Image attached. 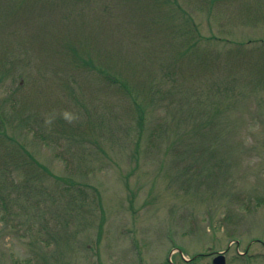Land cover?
Listing matches in <instances>:
<instances>
[{
  "label": "rangeland",
  "instance_id": "374dc122",
  "mask_svg": "<svg viewBox=\"0 0 264 264\" xmlns=\"http://www.w3.org/2000/svg\"><path fill=\"white\" fill-rule=\"evenodd\" d=\"M0 167V264H264V0H0Z\"/></svg>",
  "mask_w": 264,
  "mask_h": 264
},
{
  "label": "trees",
  "instance_id": "16d2710c",
  "mask_svg": "<svg viewBox=\"0 0 264 264\" xmlns=\"http://www.w3.org/2000/svg\"><path fill=\"white\" fill-rule=\"evenodd\" d=\"M183 33L184 34H192L193 35V32L190 30V31H187V30H183ZM193 37V36H192ZM195 37V36H194ZM196 38V37H195ZM195 41L196 40H194V41H191L190 43H189V45L190 44H193V43H195ZM107 64V63H106ZM106 64H103V67H105L106 68ZM116 67H118V66H115L114 68H116ZM95 69V68H94ZM96 70V69H95ZM97 71V70H96ZM99 72V71H98ZM104 75H111V74H114V77L113 78H111V79H109V82H111L112 84H116V85H118L119 87H121L122 88V91H123V94L126 96V97H128L129 99H130V97H131V99L133 100V101H135L136 102V100H135V98H134V94H135V91H132L131 89H130V87H129V85H128V82L129 81H127L126 80V76H125V78H120V74H121V68H119L118 70H116L114 73H110V72H108V71H104V72H102ZM131 79V78H130ZM227 80V79H226ZM226 80H225V82L223 83V84H221V85H218V88H217V85L216 86H212V88H214L215 90L217 89V91H219L221 88H223V89H228V86H227V84H226ZM203 82V81H202ZM202 82H200V83H202ZM206 82V81H205ZM196 84H198V83H196ZM196 84H193L192 85V88H191V93H193L194 94V92L197 90V87H195V85ZM139 86H143L141 83H140V81H136V87H139ZM184 92H186V90H183ZM183 91H181V92H183ZM139 93V92H138ZM185 94V93H184ZM137 105V107L138 108H141V106L140 105H138V104H136ZM142 119V116L140 117V120ZM28 156V155H27ZM29 158H28V160L30 161H34L33 160V158H31L30 156H28ZM15 158V157H14ZM17 159H19V158H17ZM29 161H27L25 158L23 159V160H21L19 163H17L16 164V166H24V165H28V163H29ZM1 168V167H0Z\"/></svg>",
  "mask_w": 264,
  "mask_h": 264
},
{
  "label": "flooded vegetation",
  "instance_id": "af4514ba",
  "mask_svg": "<svg viewBox=\"0 0 264 264\" xmlns=\"http://www.w3.org/2000/svg\"><path fill=\"white\" fill-rule=\"evenodd\" d=\"M237 243V242H235ZM236 249H237V246H236ZM228 251L226 250H223V251H214V252H207V253H202L201 255V258L199 260L202 259V257H207L208 258V261H207V264H214L213 262V259L219 254V253H223L224 254V263L223 264H228L226 262V259H227V254ZM238 256H243L246 254V251H243V252H237ZM199 257H197L198 259ZM186 264H202L200 261H196V259H194V257L192 258H189L186 260Z\"/></svg>",
  "mask_w": 264,
  "mask_h": 264
},
{
  "label": "water",
  "instance_id": "95a60500",
  "mask_svg": "<svg viewBox=\"0 0 264 264\" xmlns=\"http://www.w3.org/2000/svg\"><path fill=\"white\" fill-rule=\"evenodd\" d=\"M223 256L222 255H219L218 257H216L215 259H214V263L215 264H223V262H224V260H223Z\"/></svg>",
  "mask_w": 264,
  "mask_h": 264
}]
</instances>
